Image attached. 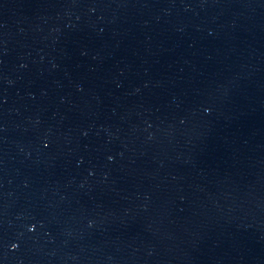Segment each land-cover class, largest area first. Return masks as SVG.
Returning <instances> with one entry per match:
<instances>
[{"label": "water", "instance_id": "water-1", "mask_svg": "<svg viewBox=\"0 0 264 264\" xmlns=\"http://www.w3.org/2000/svg\"><path fill=\"white\" fill-rule=\"evenodd\" d=\"M0 264H264V0H0Z\"/></svg>", "mask_w": 264, "mask_h": 264}, {"label": "snow or ice", "instance_id": "snow-or-ice-1", "mask_svg": "<svg viewBox=\"0 0 264 264\" xmlns=\"http://www.w3.org/2000/svg\"><path fill=\"white\" fill-rule=\"evenodd\" d=\"M18 245L16 244V243H13L12 245H11V247L12 248H16Z\"/></svg>", "mask_w": 264, "mask_h": 264}]
</instances>
